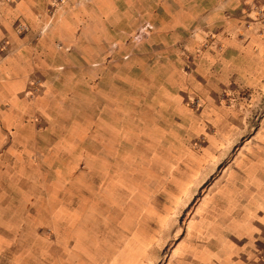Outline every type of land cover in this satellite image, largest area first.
I'll return each instance as SVG.
<instances>
[{"label": "crops", "instance_id": "obj_1", "mask_svg": "<svg viewBox=\"0 0 264 264\" xmlns=\"http://www.w3.org/2000/svg\"><path fill=\"white\" fill-rule=\"evenodd\" d=\"M220 1L174 0L172 5L169 0H68L56 8L51 6L55 0L0 1V41H7L11 50L0 56V255L4 254L5 264L20 262L22 247L17 243L26 228L32 234L37 230L33 207L46 202L47 216L63 222L62 215L72 204L82 205L74 194V203L69 202V194L79 195L85 171L76 189L65 182L88 150L102 155L96 143L103 141L98 138L103 126L111 130L105 138L112 136L115 143L104 155L109 177L114 151L131 157L132 150L128 157L123 152L131 143V132L130 137L123 133L126 129L115 132L112 127L117 129L120 122L114 123L106 110L117 102L125 104L122 110L132 116L125 128L132 126L133 106L144 104L148 95L141 89L134 94L133 79L182 78L173 59L166 56V67L153 72L141 57L127 63L141 61L145 73L135 76L132 69L127 71L124 90L115 83L91 88L85 84L87 78L104 79L98 66L91 75L85 64L103 62L108 55L121 57L130 48L125 39L140 29L148 31L145 25L151 21L154 37L161 40L158 46L168 50L177 40L191 43L194 37L189 31L200 27L202 16L219 13ZM232 4L233 0L223 1L225 8ZM17 21L29 30L19 32ZM225 41L220 58H210L221 63L222 79L261 84L264 39L254 35L246 43L238 37ZM75 63L81 66L69 68ZM60 79L63 84L77 79L76 100L71 101L69 85L59 88ZM87 104H92L91 110ZM70 109L77 115L66 113ZM218 110L207 109L203 116L216 120ZM222 111L217 120L221 128L211 135V148L204 155L168 154L171 165L152 172L123 167L127 181L114 187L116 203L123 207L125 202L127 213L112 216L108 230L97 232L92 259L82 257V247L76 248L78 264H254L264 248V115L257 127L246 130L233 124L232 109ZM150 123L146 125L155 131L153 140H158L161 123L159 119ZM163 142L173 145L172 140ZM173 158L187 160L186 167L175 166ZM195 161L204 163L206 171ZM96 169L94 173L100 172Z\"/></svg>", "mask_w": 264, "mask_h": 264}, {"label": "rangeland", "instance_id": "obj_2", "mask_svg": "<svg viewBox=\"0 0 264 264\" xmlns=\"http://www.w3.org/2000/svg\"><path fill=\"white\" fill-rule=\"evenodd\" d=\"M169 1L173 5L174 0ZM223 1L226 3L228 0L220 1L219 13L213 14L210 18L202 16L200 27L189 31V37H194L191 43L186 39L177 40L174 47H167L168 50L161 45L158 46L161 40L154 37L152 30L155 29V24L151 21L145 25L148 26V31L140 29L125 39V46L128 45L130 48L121 57L108 55L105 60H101L103 62L85 64V70L88 73L91 72V75L93 68L98 66L99 76L104 79L101 81L92 76V78H87L85 84L87 82L91 88H94L95 85L104 87L115 83L116 86L118 84L123 89L122 86H125L127 81L124 78L127 71L132 69L135 76H143L145 73L141 69V61L127 63L130 59L137 60L141 57L146 59L149 70L153 72H159L158 68L166 67L163 62L166 56L167 60L173 59L177 66L181 67L182 78L172 79L165 76L159 78L152 75L151 78L133 79L134 94L138 95V90L141 89L148 95L144 104L135 103L133 106V124L132 126L128 125V129L125 128V125L131 121L129 118L131 114L129 112L126 114L125 110H122L125 104L117 102V105L112 106L111 109L108 105H103V107L108 106L109 110H106V113L111 115L112 121L120 122L118 127L121 129L117 126H115L117 129L112 127L115 132L126 129L123 133L129 137L131 132V143L128 144L126 152L123 151L128 157L132 150L131 157L126 159L120 151H114L112 158L110 157L111 161L118 162L122 167L117 165L115 167V163L111 165L112 172L109 177L105 157L112 150L114 139L111 138L112 136L105 138L106 133H111V130L110 128L105 130L103 126L99 130L101 136L98 137L103 141L96 143V145L102 146V149L99 147L97 150L99 152L102 150V157L100 154L94 155L88 150L87 154H84V160L82 162L81 159L78 160L76 169L72 170L73 173L68 175V181L65 182L68 188L76 186L74 188L76 189L77 182L85 171L79 195L77 191L74 193L70 191L69 194L71 203H74L73 194L76 198L80 197L82 205L79 207L81 210L72 204L70 212H64L65 215H62V222L52 221L47 216L46 202L33 207L34 210L37 208L35 212L38 215L37 230L32 234L31 230L25 229L23 239L17 243L22 247V254L19 256L20 262L18 261L17 264H78L80 256L76 254V248L81 247L82 252L85 251L82 257L92 259L97 232L108 230L112 216L127 213L125 202H123V207L116 203V201L119 202L116 200L118 192L114 187L127 181L123 174V167H133L134 172H142V170L152 172L171 165L167 158L168 154L176 152L180 157L181 155L189 156V151H196L204 155L211 148V135L217 134L221 128L218 127L217 120L223 115L222 109L233 110L234 125L244 126L246 130H252L258 126L264 115V79L261 84L254 83L250 79L246 82L241 81V83L232 78L222 79L221 63H218L217 60L212 62L210 58H220L226 48L225 40L227 39L238 37L244 43L251 40L254 35L264 39V0H233V4L227 8L223 7ZM66 2L68 0L63 3ZM51 6L56 8L55 3H52ZM19 23L26 24L17 21V23L15 22L16 28ZM175 49L178 52H173ZM111 57L114 58V61L109 60ZM71 65L69 68L73 69L76 66H81L77 63ZM76 71L73 72L76 73ZM118 74L121 76L117 77ZM62 81L60 79L56 84L61 85L59 88L62 87V89L69 85L71 101L76 100L77 79L65 84L61 83ZM234 87L239 88L240 91H234ZM261 91L262 94H260ZM73 105L75 108L77 107L76 102ZM73 105L71 103V106ZM90 106L92 104L88 105L86 109L91 110ZM211 107L219 109L218 112H215L216 120H209L203 116V112L212 109ZM73 111L70 109L66 113L77 115L78 112ZM156 119H159L162 127L157 135L158 140H153L155 131H152L153 127L147 126L146 123ZM109 123L111 124V122ZM92 130L88 132L87 139L92 135ZM163 140H172L173 145L165 143ZM88 146L90 147L89 144L87 148ZM214 148L216 150L217 146ZM110 158H108L109 161ZM192 160L194 161V159ZM196 161L193 162L195 166L203 167L204 163L199 164ZM172 162H175V166L178 167L180 165L186 167L187 164L185 159L173 158ZM179 162L182 163L179 164ZM96 168H100V172L94 173L98 170ZM203 170L206 171L205 168ZM202 175L204 176V174ZM177 184L181 187L183 185L181 182H177ZM205 187L206 184L197 194L196 200L201 197ZM129 205L131 206V204ZM5 262L4 254H1L0 264H5Z\"/></svg>", "mask_w": 264, "mask_h": 264}, {"label": "built area", "instance_id": "obj_3", "mask_svg": "<svg viewBox=\"0 0 264 264\" xmlns=\"http://www.w3.org/2000/svg\"><path fill=\"white\" fill-rule=\"evenodd\" d=\"M65 0H56L55 1V6L63 4ZM17 30L19 32H26L29 30V26L23 23H19L17 26ZM9 44L7 41L2 40L0 41V56H5L9 54L11 51L10 48L8 47ZM254 264H264V248L262 250H259L256 254V259L254 261Z\"/></svg>", "mask_w": 264, "mask_h": 264}, {"label": "bare ground", "instance_id": "obj_4", "mask_svg": "<svg viewBox=\"0 0 264 264\" xmlns=\"http://www.w3.org/2000/svg\"><path fill=\"white\" fill-rule=\"evenodd\" d=\"M194 198V197H193Z\"/></svg>", "mask_w": 264, "mask_h": 264}]
</instances>
